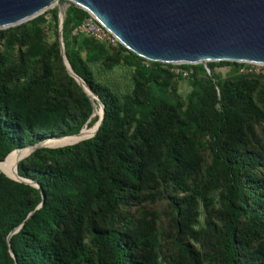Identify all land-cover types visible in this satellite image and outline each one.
Instances as JSON below:
<instances>
[{
	"label": "rangeland",
	"instance_id": "1",
	"mask_svg": "<svg viewBox=\"0 0 264 264\" xmlns=\"http://www.w3.org/2000/svg\"><path fill=\"white\" fill-rule=\"evenodd\" d=\"M43 16L38 28L25 36L22 33L30 27V19L0 28V111L17 120L14 123L23 144L16 148L29 145L28 132L63 130L88 111L81 87L65 77L57 26L53 27L48 13ZM72 34L74 40L68 48L81 61L83 76L92 89L79 77L97 101L92 105L88 99V119L97 116L95 108L100 104L102 115L101 99L111 101L113 108L111 122L95 141V154L89 160L82 159L78 142L93 137L96 130L72 143L77 145L70 156L99 168L110 162L112 136L118 132L127 140L117 173L120 184L111 207L94 213L103 198L99 194L65 201L49 227V240L79 260L99 250L88 227H106L122 234L127 253L137 264H221L220 240L227 223L222 203L225 176L220 165L212 163L210 116L219 106L214 102L217 90L208 85V69L201 63L191 64L197 66L192 77L190 69L159 62L156 77L143 81L137 69L148 60L128 57L118 44L99 41L86 32ZM212 73L223 86L227 119L220 151L239 163L235 177L246 199L242 207L247 215L239 217L235 229L236 247L242 260L264 264V66L236 62L215 66ZM191 89L200 104L199 125L177 140L173 159L161 172L162 144L174 123L185 119L186 96ZM136 102L145 109L138 111ZM88 119L79 128L85 127V136L91 132L87 127L96 121ZM71 141L64 137L48 143ZM53 147H35L12 161L6 157L0 164L6 162L9 174L3 168L0 172L15 176L17 162L25 166L38 162L60 165L66 157L44 150ZM0 249L7 250L6 236L1 233Z\"/></svg>",
	"mask_w": 264,
	"mask_h": 264
},
{
	"label": "trees",
	"instance_id": "2",
	"mask_svg": "<svg viewBox=\"0 0 264 264\" xmlns=\"http://www.w3.org/2000/svg\"><path fill=\"white\" fill-rule=\"evenodd\" d=\"M48 13L53 27L57 26L58 10L53 6L43 13L30 19V27L22 33L25 36L28 31L37 29L38 23L44 21V14ZM87 13L75 6H67L61 24V40L64 47V55L71 70L80 76L86 85L92 89L90 83L85 79L81 70V61L76 54L68 48L69 42L74 40L72 29L79 24ZM124 50L126 55L141 61L144 59L136 56L126 48L117 45ZM147 65H140L137 69L138 76L143 81L152 80L159 71V62L147 61ZM230 61H210L205 63L210 75L207 78L209 88L217 90V97L214 102L219 108L210 116L209 141L212 149V163L219 164L225 176V191L222 196V203L227 212V223L220 240L221 264H251L240 258L235 243V229L239 217L247 215V209L242 207L246 199L236 180L235 172L239 163L229 160L220 151V139L227 119L223 109L224 97L223 86L214 78L212 69L215 66L235 65ZM173 66L172 64H166ZM183 69H190L191 76L195 74L197 66L191 64H178ZM200 66V65H199ZM71 79L70 76H65ZM73 84L79 87L75 81ZM82 100L87 104L88 111L70 127L54 133H27V143L32 144L50 137H59L75 133L80 126L85 123L91 112L90 101L84 92H80ZM103 113L101 121L96 128V133L91 138L78 142L82 148L81 158L88 160L95 154V141L99 134L105 130L112 118L113 105L111 101L101 99ZM150 103V101H147ZM149 105V104H148ZM138 111L144 110L141 103H134ZM99 112V109H97ZM143 113L140 112L139 116ZM185 119L174 123L171 131L167 134L161 148L159 168L163 172L170 164L174 155V147L177 140L184 133L193 131L201 118L200 104L194 89L186 96L184 107ZM96 115H92L88 122H94ZM17 121L14 116H10L6 111H0V162L12 149L19 147L23 141L19 139V131L16 128ZM87 122V123H88ZM15 124V125H14ZM94 124L87 127L91 131ZM85 128V127H84ZM22 132V131H21ZM24 133V132H23ZM112 139L110 162L102 167L86 164L70 156L72 149L77 144H58L53 148H44L50 155L66 157L62 164L56 162L52 164L32 163L25 166L17 162L14 170L16 175L33 180L37 187L26 183L18 182L4 176L0 172V233L6 236L7 250L0 249V264H137L127 253V245L121 233L106 227L89 226L88 234L99 244L96 255L86 254L79 260L74 253L63 252L57 242H51L48 238V230L51 224L57 219L60 209L65 201L82 196L99 194L103 196L101 204L94 209V213L107 211L113 201H115L114 191L118 189L120 181L117 173L122 166V150L127 138L121 133H115ZM17 158V157H16ZM10 158L7 161H12ZM6 169V162L3 163ZM1 167V164H0ZM42 194V198L41 195ZM13 230V231H11Z\"/></svg>",
	"mask_w": 264,
	"mask_h": 264
},
{
	"label": "water",
	"instance_id": "3",
	"mask_svg": "<svg viewBox=\"0 0 264 264\" xmlns=\"http://www.w3.org/2000/svg\"><path fill=\"white\" fill-rule=\"evenodd\" d=\"M53 5L58 10L62 65L92 105L96 99L71 70L63 52L61 24L67 6L84 10L121 46L144 60L203 65L230 61L264 66V0H0V28L31 19ZM100 121L101 104L94 131ZM44 140L26 147L31 151ZM8 178L37 187L33 180L19 175Z\"/></svg>",
	"mask_w": 264,
	"mask_h": 264
},
{
	"label": "built area",
	"instance_id": "4",
	"mask_svg": "<svg viewBox=\"0 0 264 264\" xmlns=\"http://www.w3.org/2000/svg\"><path fill=\"white\" fill-rule=\"evenodd\" d=\"M82 31L93 36L95 39L104 41L110 45L119 44L108 31H106L92 16L88 14L72 29L71 33ZM182 74L186 75L187 73L184 71Z\"/></svg>",
	"mask_w": 264,
	"mask_h": 264
},
{
	"label": "bare ground",
	"instance_id": "5",
	"mask_svg": "<svg viewBox=\"0 0 264 264\" xmlns=\"http://www.w3.org/2000/svg\"><path fill=\"white\" fill-rule=\"evenodd\" d=\"M53 3H51L50 5H52ZM95 110H96V108H95ZM97 111V110H96ZM84 128V127H83ZM81 129V131H80V133L79 134H77V135H73V136H66V137H69V138H71L72 139V141L71 142H76V141H79V140H81V139H83V138H86V137H88V136H90L92 133H93V131H94V129L93 130H91V132H89L86 136H85V134H84V130L85 129ZM61 138H64V137H61ZM51 139H60V138H58V137H52V138H49V139H45L44 141H42V144L43 145H45V146H49V145H58V144H65V143H70V142H56V143H54V144H49L48 143V141L49 140H51ZM13 151H15L14 153H12L11 155H9L11 152H13ZM30 151V149L28 148V147H24V148H18V149H13L12 151H10L7 155H9L8 157H7V159H10V158H18V157H23L24 155H26L28 152ZM5 157V158H6ZM2 168H3V170L5 171V172H7L6 171V169H5V167H4V165H3V163H2V166L0 167V171L2 170ZM8 173V172H7ZM9 174V173H8ZM7 176V175H6ZM8 177H11V178H17V175L15 174V176H8Z\"/></svg>",
	"mask_w": 264,
	"mask_h": 264
}]
</instances>
